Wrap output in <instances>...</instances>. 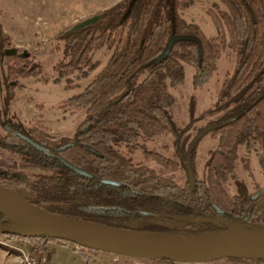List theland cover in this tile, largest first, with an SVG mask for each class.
Masks as SVG:
<instances>
[{"label":"trees","instance_id":"trees-1","mask_svg":"<svg viewBox=\"0 0 264 264\" xmlns=\"http://www.w3.org/2000/svg\"><path fill=\"white\" fill-rule=\"evenodd\" d=\"M130 1L122 0L99 13L102 19L96 25L65 35L67 29L59 37L64 43L58 64L63 77L87 63L91 52L112 49L108 62L82 92L65 101L67 106L86 110L85 120L72 138L55 140L45 129L33 126L23 135L25 140L18 135L20 128L14 132L4 126L0 148L19 155L24 168L53 173L31 184L33 199L28 201L58 216L175 238L217 237L235 227L240 231L264 229V195L231 198L226 191L238 147L254 141L264 151V0H218L226 11H208L216 32L209 39L198 26L182 19L180 12L189 8L185 0H137L123 19ZM176 35L196 37L201 57L195 43L179 42L156 62ZM10 48L0 24V65L7 66L6 81L16 82L37 70L26 59L5 55L4 50ZM227 48L235 55V70L207 111L213 119L206 129L218 139V148L210 154L206 180H197L192 162L200 136L189 144L186 129L176 127L171 112L174 101L166 81L172 88L182 85L185 63L195 70L194 87L207 84ZM8 96H12L10 91ZM154 136L173 137L175 156L187 154L192 180L179 186L113 149L119 143L128 148L141 137ZM145 156L165 168L179 167L177 161L157 153ZM243 165L247 171L246 161ZM6 224L0 216V226ZM6 237L28 242L30 254H46L49 260L54 256V239ZM79 248L80 258L89 264L84 250H97Z\"/></svg>","mask_w":264,"mask_h":264},{"label":"rangeland","instance_id":"rangeland-1","mask_svg":"<svg viewBox=\"0 0 264 264\" xmlns=\"http://www.w3.org/2000/svg\"><path fill=\"white\" fill-rule=\"evenodd\" d=\"M122 0H0V24L9 38L12 48L18 53H27L29 67L36 70L28 77H20L10 88L12 100L5 92V69L0 65V126L7 109L10 111L12 125L25 128L38 126L47 131L52 139L72 138L75 131L85 120V109L67 106L66 99L82 92L93 77L108 62L112 49L102 47L89 55L88 62L70 76H61L58 64L64 51L60 35L78 22L106 11ZM189 8L180 15L188 24L199 27L206 38L216 36L208 11L219 13L226 11L218 0H185ZM67 60L64 61L66 63ZM184 69L183 84L172 88L168 80L167 90L173 97L172 116L176 126L186 129L192 117L190 129H186L188 140L201 131L213 117L206 111L215 105L221 86L231 77L236 66L233 52L227 48L216 63V72L209 82L201 87L192 84L195 70L182 63ZM1 132V129H0ZM217 141L207 133L196 148L195 171L198 179H205L209 152L214 151ZM113 149L134 164L146 165L162 177L172 179L182 186L186 172L179 168L170 170L147 160L145 152H156L165 157L177 159L173 154L172 138L141 137L137 144L125 148L122 143L113 145ZM20 156L0 148V185L21 195L27 200L33 199L31 184L39 179H46L52 172L36 168H24L20 165ZM246 161L249 172L244 169ZM264 156L260 148L252 142L241 145L237 150V162L233 173L228 176L226 191L229 197L248 196L264 186ZM168 227L175 224L163 222ZM264 224V223H263ZM180 227V226H178ZM232 232H240L235 227ZM6 236L0 235V240ZM15 245H20L29 254L28 242H19L11 238ZM60 247V248H59ZM62 247V248H61ZM52 262L55 264H85L80 258V248L56 241ZM89 264H159L154 260L135 259L101 251L84 250ZM0 264L4 262L0 261ZM204 264H264V261L240 262L219 260Z\"/></svg>","mask_w":264,"mask_h":264},{"label":"water","instance_id":"water-1","mask_svg":"<svg viewBox=\"0 0 264 264\" xmlns=\"http://www.w3.org/2000/svg\"><path fill=\"white\" fill-rule=\"evenodd\" d=\"M136 1H130L123 19L129 16ZM101 19L102 15L98 14L82 20L70 27L65 35L90 28ZM179 42L195 43L198 47L199 58L201 57V43L196 37L176 35L169 39L164 51L155 61L162 60ZM5 53L14 55L16 50L11 49ZM19 56L27 58L28 54L23 53ZM29 144L38 148L32 142ZM187 169L189 170L188 165ZM74 170L85 177L93 178L85 171L76 168ZM102 183L117 186V183L109 180H102ZM263 194L264 187L253 195V199ZM0 216L8 222L5 226H0L2 236L13 235L21 238L46 236L84 249L128 258L162 260L174 264H204L219 260H264V229L229 232L217 237L205 238H175L119 229L52 214L1 185Z\"/></svg>","mask_w":264,"mask_h":264},{"label":"flooded vegetation","instance_id":"flooded-vegetation-1","mask_svg":"<svg viewBox=\"0 0 264 264\" xmlns=\"http://www.w3.org/2000/svg\"><path fill=\"white\" fill-rule=\"evenodd\" d=\"M11 49H15V48H10V49H6V50H4V54L5 55H7L5 52L6 51H8V50H11ZM16 50V49H15ZM23 54V53H22ZM19 55H21L20 53H18L17 52V50H16V53L14 54V55H7V56H17V57H19L20 58V56ZM28 58V57H27ZM27 58H20V59H27ZM6 69H7V66H6ZM6 69H5V92H6V94H7V96H8V91H10V88H11V86L12 85H14V84H16V82H12V81H6ZM235 70V69H234ZM234 73V72H233ZM233 75V74H232ZM231 75V76H232ZM224 83V82H223ZM221 88H222V86H221ZM220 91H221V89H220ZM10 92H12V91H10ZM220 93V92H219ZM77 94H79V93H77ZM76 94V95H77ZM219 95V94H218ZM8 99L9 100H12V96L11 97H9L8 96ZM67 100V99H66ZM217 102V101H216ZM207 112V111H206ZM9 118H10V111H9V109H7L6 110V112L4 113V116H3V122H2V124H1V126H0V129H1V132H0V135H3L4 134V126L8 129V130H10V131H14V132H16L15 130H17V128H20V130H21V132L22 133H20V134H18L19 135V137H21L22 139H25L24 138V134H26V130H28V129H30L31 127H28V128H25V127H23V126H21V125H12V123L10 122V120H9ZM213 119V118H212ZM211 119V120H212ZM193 120L194 119H192V117L190 118V123L187 125L188 127H186V129L187 130H189L190 129V126L192 125V122H193ZM210 120V121H211ZM173 121H174V119H173ZM209 121V122H210ZM209 122H207L205 125H204V127L201 129V131L199 132V133H197L195 136H194V138H192L191 140H188L187 141V143H192L194 140H195V138L197 137V136H200V138H199V140H198V143H197V145H196V148H197V146H198V144H199V141H200V139H202L207 133L210 135V137H212L211 136V133L210 132H207L208 131V129H206L207 127H208V123ZM175 123V122H174ZM176 125V124H175ZM177 127V126H176ZM178 128V127H177ZM180 129V128H179ZM185 130V129H184ZM187 132V131H186ZM186 132H185V137H187L186 136ZM75 134V133H74ZM74 136V135H73ZM157 137H163V136H157ZM170 138H172V147H173V154L175 155V148H174V144H173V137L172 136H169ZM166 138V137H165ZM188 138V137H187ZM213 138V137H212ZM213 139H215L216 141H217V146H216V149L214 150V151H216L217 150V148H218V139L217 138H213ZM26 140V139H25ZM58 140V139H57ZM29 142L30 141H28L27 140V143L29 144ZM249 142H252V143H254L255 145H257V147L258 148H260L261 149V151H262V154H263V156H264V151H263V149L259 146V144L257 143V142H254V141H249ZM248 143V142H247ZM30 145V144H29ZM245 145V144H244ZM32 146V145H31ZM196 148H195V154H194V159H193V162H192V164H193V169H194V171H195V165H194V162H195V157H196ZM5 149V148H4ZM238 150V149H237ZM214 151H211V152H209V160H208V165H209V162H210V159H211V153H213ZM145 153H147V152H145ZM145 153H144V156H145ZM149 153V152H148ZM151 153H156V152H151ZM158 155H161V154H159V153H157ZM186 153L184 154V155H180V156H178L177 157V159H173V158H169V157H165V156H163V155H161V156H163V157H165L166 159H169V160H173V161H177V163H178V165H179V167L177 168V169H179V168H182L185 172H186V175H187V180H186V182L187 181H189V180H192L193 179V174L191 173V171L189 172V170H190V167H189V164H188V162H186ZM176 157V156H175ZM145 158H146V156H145ZM147 160H150V159H148V158H146ZM151 161V160H150ZM153 162V161H152ZM237 162V161H236ZM236 162H235V164H236ZM155 163V162H154ZM156 164V163H155ZM247 164V163H246ZM141 165V164H140ZM158 165V164H157ZM187 165H188V167H189V170L187 169ZM208 165H207V169H208ZM262 165L264 166V161H262ZM146 166V165H145ZM158 166H160V165H158ZM244 166V165H243ZM148 167V166H147ZM161 167H163V166H161ZM235 167V166H234ZM247 167H248V165H247ZM150 168V167H149ZM165 168V167H164ZM152 169V168H151ZM167 169H170V168H167ZM176 169V170H177ZM245 169V168H244ZM170 170H172V169H170ZM154 171V170H153ZM247 172H249V167H248V170H247ZM233 173V172H232ZM231 173V174H232ZM191 174V175H190ZM192 176V177H191ZM229 176V175H228ZM162 177V176H161ZM163 178H167V177H163ZM195 178L197 179V180H202V181H205L206 180V178H207V175H206V178L203 180V179H198V177H197V175H196V171H195ZM167 179H170V178H167ZM170 180H172V179H170ZM227 180H228V178H227ZM172 182H174L173 180H172ZM185 182V183H186ZM174 183H176V182H174ZM184 183V184H185ZM227 183V182H226ZM183 184V185H184ZM178 185V184H177ZM182 185V186H183ZM264 187V186H263ZM263 187H261V188H263ZM261 188H259L258 190H260ZM257 190V191H258ZM256 191V192H257ZM256 192H254V193H252V194H250L249 196H252V198H253V195L256 193ZM264 195V194H263ZM262 196V195H261ZM260 196V197H261ZM259 198V197H258ZM257 198V199H258Z\"/></svg>","mask_w":264,"mask_h":264},{"label":"built area","instance_id":"built-area-1","mask_svg":"<svg viewBox=\"0 0 264 264\" xmlns=\"http://www.w3.org/2000/svg\"><path fill=\"white\" fill-rule=\"evenodd\" d=\"M0 245L12 247L11 238L5 237L3 240H0ZM75 248H78V246H75ZM16 261L19 264H55L48 259L46 254L42 253L25 254L22 257H17Z\"/></svg>","mask_w":264,"mask_h":264},{"label":"crops","instance_id":"crops-1","mask_svg":"<svg viewBox=\"0 0 264 264\" xmlns=\"http://www.w3.org/2000/svg\"><path fill=\"white\" fill-rule=\"evenodd\" d=\"M11 241H12V239H11ZM19 242H22V241L20 240ZM11 245H12V247H7V248L11 249L13 252L6 251L5 249L0 248V261L4 262V264H19L16 261V258L17 257H22V256H24L25 254H28V253L20 245H15L14 241L11 242ZM53 246H54V244H53Z\"/></svg>","mask_w":264,"mask_h":264}]
</instances>
